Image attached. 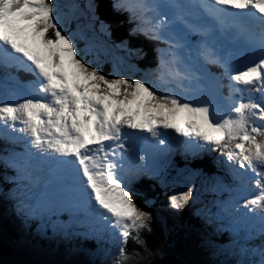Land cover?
Masks as SVG:
<instances>
[{
	"label": "snow or ice",
	"instance_id": "snow-or-ice-1",
	"mask_svg": "<svg viewBox=\"0 0 264 264\" xmlns=\"http://www.w3.org/2000/svg\"><path fill=\"white\" fill-rule=\"evenodd\" d=\"M85 7L87 14L69 0H0V68L33 77L21 85L6 73L0 85L8 92L13 81L11 93L19 95L15 102L0 101V127L15 132L19 122V132L30 137L23 153L5 158L16 171L12 198L17 199V189L26 190L27 201L17 199V212L82 216L95 225L89 230L97 239L106 235L117 242L113 264L139 256L127 251V240L131 236L142 245L141 232L152 231L147 207L152 202L138 206L129 186L142 176H158L160 157L166 155L158 145L167 146L159 123L188 138L178 143L189 149L223 153L234 171L244 169L238 178L249 170L255 174L257 191L242 207L244 215L261 221L264 236V0H111L115 12L128 14V37L165 45L155 49V67L145 70L150 80L117 75L121 65L135 69L119 52L129 59L144 53L130 48L127 38L111 41V25L97 15L94 0ZM190 8L202 10L196 22L187 18ZM102 57L113 65L108 75L100 70ZM204 64L221 69L217 82L223 76L235 82L228 85L230 94L250 91L259 99L240 100L218 116L213 94L192 99L166 87L188 81L185 92L204 93ZM249 115L261 123L249 125ZM42 170L48 173L43 184L35 175ZM54 180L58 191L50 192ZM191 191L169 195V207L183 209ZM235 255L236 264H264V244L241 246Z\"/></svg>",
	"mask_w": 264,
	"mask_h": 264
},
{
	"label": "trees",
	"instance_id": "trees-1",
	"mask_svg": "<svg viewBox=\"0 0 264 264\" xmlns=\"http://www.w3.org/2000/svg\"><path fill=\"white\" fill-rule=\"evenodd\" d=\"M94 1L97 4V15L100 19H103L106 23L111 25V41L118 43L121 39L127 38L129 40L130 48H140L144 53L143 57L140 59H137L135 56H132L129 59L127 54L123 52H119L118 54L126 56L128 63L135 65V68L141 72L145 73L146 69L154 68L156 65L154 61L156 56V45L153 47L143 36L128 37V30L132 27V24L129 22L128 16L125 12H115L111 8V0ZM48 35H51V30ZM107 60L111 62L110 59ZM111 69L112 65L108 61L104 60L103 65L100 66L102 73L108 75L112 72ZM6 145L8 144L5 139L0 138V152L6 147ZM202 162V166H196V169L202 168L203 171L210 174L212 171V161L207 157L203 158ZM181 164L185 167L184 162ZM181 164L178 162L176 166ZM191 167L193 169L195 168L194 165H191L189 168ZM14 174L15 170L8 166H2V161L0 160V238L3 239L0 240L5 244L11 241L9 246L7 244V247L12 248L15 246L17 247V244L25 245L24 242H21V240L18 239L20 238L18 237L20 236L19 234H21L24 229L29 232H33V229L39 226L40 222L45 219H50L49 221H53L58 224L63 219V216L52 215L48 217L44 215L42 220L38 216L30 221L29 218L24 216L22 213H18L17 208H15V206L8 200L10 197L6 193L8 188L11 190L16 188L17 182L14 179ZM174 188H177L178 193L188 190L187 188ZM174 188L169 184L161 182L160 179L155 178L140 177L139 180L133 181L131 188L132 198L135 200L137 205L142 208L146 207V200L151 201L152 203L147 207L152 212L154 217L151 222L152 231H142L140 234L141 239L143 240L142 245L137 244L131 236L127 240V251L132 253L133 250H135L140 253L139 258H143L142 263H139L141 262V259H138L136 264H145L148 258L153 254L163 256L178 255L184 257L187 250L186 241L189 238L194 239L195 242L204 240L207 244L220 250L221 252L219 253L224 255L223 257L219 256V259H221L220 264H236L237 257L229 251L227 241L235 244H243L245 246L248 244L251 245V241L242 237L239 233H237V235L234 233L233 236H227L228 231L230 230L224 226H219L212 219L213 215L208 216V212H212L217 216H222V213L213 207V203L211 201L202 203V208L208 211L207 216L204 217L200 213H197L196 209H193L194 211H188L186 209L191 204L190 201L179 211L171 209L169 207L167 197L175 194L172 192ZM222 196L225 197V195ZM208 219H210L212 223L218 225L220 232L222 233L221 237L219 236V233H217L219 230L217 231V229L212 227L211 224L206 225L203 223L205 220L208 221ZM85 225V223H82L79 227L83 232V236H81L83 243L79 240L80 246L78 245L77 239H75L74 235L72 237H68L73 241L71 245L76 247L75 249L78 253H92L99 244L102 247L107 248L115 246V252L117 251L118 245L115 241L108 242V240L104 238L98 240L97 235L94 237L93 232L88 229L90 226L85 227ZM51 234H53V230L48 232V236ZM217 236H219V238H217ZM107 251L109 254H113V248ZM73 254L74 253H71L69 255L74 257ZM136 257L137 256L135 255L132 256V258Z\"/></svg>",
	"mask_w": 264,
	"mask_h": 264
},
{
	"label": "rangeland",
	"instance_id": "rangeland-1",
	"mask_svg": "<svg viewBox=\"0 0 264 264\" xmlns=\"http://www.w3.org/2000/svg\"><path fill=\"white\" fill-rule=\"evenodd\" d=\"M61 2H65V0H61ZM69 2H74L76 4H79L81 10L85 14H87V9H86L85 5L87 4L88 0H69ZM185 2H187V1H185ZM81 19L83 20L84 18L81 17ZM71 28L72 29L75 28V22H73V24L71 25ZM68 30H71V29H69L66 26V31H68ZM51 36H52V33H51L50 37ZM191 36H194V34ZM190 37H189V40L192 42ZM100 39H106V38L101 35ZM78 45L80 47H83V42H78ZM110 55L111 54H109V56ZM184 55H186V54H184ZM102 59L106 60V59H110V58L102 57ZM111 65H112V63H111ZM111 71H113V65H112ZM7 73L15 76L20 81L21 85H24L28 81L32 80V78L27 77L28 74L27 73L25 74L24 72H22V73H23V75H25L24 76L25 78L22 80L19 78V76L17 75V72L14 70L9 71ZM5 74H6L5 72L0 70V78H1L0 83L4 82ZM117 75L120 77H127V78H131V79H136V78L149 79V80L151 79L148 76H145V75L139 73L138 71L129 70L127 68V65H121L119 71L117 72ZM224 79H225V77H224ZM8 83H12L11 85H13V81H11V80H9ZM11 88L12 87H10L9 91L6 92L5 89L3 87H1V89H0V96H1L0 101L15 102L19 99V96H16V95L11 93ZM167 88H169V87H167ZM161 90L163 91L164 89L162 88ZM184 94H186V93H184V92L179 93V95H181V96H183ZM187 95L189 97L192 96V94H187ZM32 96H33V98H40L36 94H32ZM250 99L257 100L256 97L249 98L247 96V101ZM236 100H237V97H236ZM228 104H229V106L233 105L231 101H229ZM223 115H225V114H223ZM223 115H219V116H223ZM232 115L236 116L235 113H232ZM257 124H260V123H257ZM20 127H23V125L19 124V122H17V131H15V132H12L11 129H4L3 127H0V133L3 134L5 136V139H7L9 141L11 140L10 137H23V139H15L14 141L17 143L19 148H22L25 150L26 145H24V144H26L25 143L26 140L30 139V137H27L25 133L19 132ZM156 127H157L158 131L162 134H164L165 131L167 130V129L163 128L159 123L156 124ZM249 129H250V127H249ZM130 131H132V130H130ZM257 139H260V137H257ZM28 147H31V146L29 145ZM161 147L165 148L166 155L169 152H171V150L173 148L171 144H167V146L163 145ZM5 148H7V147H5ZM32 150L36 151L35 149H32ZM201 151H202V149H201ZM13 153H17V152L14 150V148H11V150H9L5 153H2L1 155L5 156V158H6V157H10ZM194 154L195 153H192V156ZM166 155L161 157L160 168H159V173H158L157 178L160 176V178L162 180L164 179L165 181L168 182V177H170V176H168V175H164L163 177L161 176V174H163L167 171V167L170 166V164H171L170 161L163 162L164 161L163 158H166ZM5 158H4V160H5ZM168 158H166V159H168ZM41 167L43 168V166H41ZM217 167L224 169V171L226 170V168L224 166H217ZM194 171H196L197 174H193L190 177L187 173L185 176L182 177V179H181V181H179V183H172L169 185L173 186V185H177V184H182V185L187 184L191 188L192 191L190 193L191 195H190V200H189L191 204L186 209L188 211L196 209L197 213H200L203 216H207L208 211L204 210L202 208L203 202H202L201 196L207 195L208 201H214V198L219 200L218 197L213 195V192L218 193V191H219V190H217V186L219 183L215 178L213 180V174L215 172V173L221 175V170H219L218 168H216V170H215V166L212 165V171L210 172V174L205 172V171H202L200 169H194ZM243 172H244V169H242V173ZM45 174H48V173H45ZM35 175L40 177V171L35 173ZM197 175H200L203 178H201ZM255 180H256V176L250 170L248 172V175L242 179V182L245 183V186L247 185L246 186V188H247L246 194H247L248 198H250L252 195H254L257 191ZM246 182H249L250 185H248ZM180 188L181 189L182 188L189 189L187 186H181ZM215 190H216V192H215ZM49 191L50 192L58 191V186L56 185L55 181H53V185L50 187ZM11 192H12V190L9 188L6 190L7 195L10 197V199H8V200L10 201L11 204H13L15 206V208H17V199H19V200L27 199V195L25 194V192H26L25 189H17V199L12 198ZM172 192L177 194L178 190L173 189ZM217 203L221 208L228 206V211L226 213L227 214H230V213L234 214L236 217L241 218V220L245 223L244 224L245 229H238L237 230V232L242 237L246 238L247 240H250L251 243L255 246H259V245L264 244V236L261 235V227H262L261 221L258 218L253 217L252 213H248L247 215H244L246 210L242 207V203L240 201L230 202L232 204V206H229L227 203L223 204L220 201H217ZM58 214H61V213H58ZM38 216L39 215L34 216L32 218H35ZM69 216H73V215L68 214V216L63 217L62 222L60 224L54 223L53 221H49L50 219H45L44 221L40 222L39 226H37L36 228L33 229L34 230L33 232H29V231L24 229V231H22V233L19 234L20 236H18V237H20V238H18V239L21 240V242H24L25 245L24 244L23 245L17 244V247L16 246L13 248L8 247L10 252L3 250V253H2V249H0V264H113V257L115 256L114 254L117 253V251L115 252V250H116L115 246H111L110 248H107V247H102L99 244L97 246V248H95L92 253H90V252L88 254H83L82 252L78 253V251L75 249L76 247L71 245L73 241L70 240L68 237H70V236L72 237L74 235L75 239H77L79 246H80V241L83 243L82 237H81V236H83V232L79 228L82 225L83 221L79 220L78 217H76V216H74V218L76 220H73L71 218L70 219L67 218ZM42 219H43V217H42ZM78 221H80V222H78ZM217 221L220 222L218 219H217ZM205 223H206V225L211 224V226L214 227V224L210 221V219H208V221L205 220ZM41 224H43V225H41ZM252 227L255 228L256 234L249 235L252 233V230H251ZM226 228L228 230H231L232 226L226 225ZM246 229H248V231ZM51 230H53V234L48 236V232ZM217 231H218L217 233H221L219 228H217ZM231 231H233V230H231ZM234 233H236V232H234ZM230 234L233 236V232H228L227 236H229ZM236 235H237V233H236ZM221 236H222V234L220 235V237ZM217 238H219V236H217ZM0 239L3 240L2 238H0ZM214 239H215V237H214ZM112 241H115V240H112ZM10 242H8V243L6 242L8 244V246L10 245ZM7 244H5V245L7 246ZM227 244L229 245V251L231 253H233L234 255H235V253L239 247L245 246L243 244H235V243H232L230 241H227ZM111 248H113V254L112 253L109 254V252L107 251L109 249L111 250ZM186 248H187V250H186L184 257L178 256V255H176V256L180 259H183L187 264H220L221 259H219V256H222V257L224 256L221 253H219V252H221L220 250H218V249L214 248L213 246L207 244L206 241H204V240H199V241L195 242L194 239L189 238L186 241ZM70 250H71V253H74L73 254L74 257L69 255V254H71ZM50 252H52L53 254ZM235 256L238 259V256L237 255H235ZM139 257L140 256H137L136 258L131 257L127 261H122L121 264H136L138 262V259H141V262H139V263H142L143 258L142 257L139 258ZM251 258L254 260L258 259V257H256V256L251 257Z\"/></svg>",
	"mask_w": 264,
	"mask_h": 264
},
{
	"label": "water",
	"instance_id": "water-1",
	"mask_svg": "<svg viewBox=\"0 0 264 264\" xmlns=\"http://www.w3.org/2000/svg\"><path fill=\"white\" fill-rule=\"evenodd\" d=\"M0 249L9 251V248L5 245L3 241L0 240ZM8 252V253H9ZM145 264H187L183 259L178 258L176 255H156L153 254Z\"/></svg>",
	"mask_w": 264,
	"mask_h": 264
},
{
	"label": "bare ground",
	"instance_id": "bare-ground-1",
	"mask_svg": "<svg viewBox=\"0 0 264 264\" xmlns=\"http://www.w3.org/2000/svg\"><path fill=\"white\" fill-rule=\"evenodd\" d=\"M191 11V8L189 9V12ZM201 9H198L197 8V12H195V13H193V15L196 17V16H198V15H200V13H201ZM190 13H192V11L190 12ZM127 16H128V14L127 13H125ZM190 16V15H189ZM188 16V17H189ZM187 17V18H188ZM147 40V39H146ZM153 47L155 46V42L154 41H150V40H147ZM1 97V96H0ZM233 104V103H232ZM171 130V129H170ZM147 135V134H146ZM9 150H11V147H9L8 148ZM197 151H201V150H197ZM212 165L214 166V164H213V162H212ZM219 170H222L221 168H219V167H217ZM41 173H42V175H44V176H46V174L45 173H47L46 172V170H42L41 171ZM222 233H219V236L221 235Z\"/></svg>",
	"mask_w": 264,
	"mask_h": 264
}]
</instances>
